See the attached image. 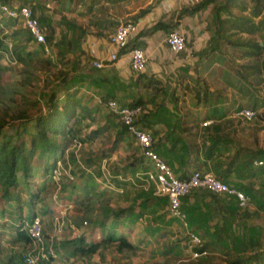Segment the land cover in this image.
<instances>
[{
	"label": "crops",
	"instance_id": "obj_1",
	"mask_svg": "<svg viewBox=\"0 0 264 264\" xmlns=\"http://www.w3.org/2000/svg\"><path fill=\"white\" fill-rule=\"evenodd\" d=\"M9 1L32 5L37 16L47 19L56 45L65 44L61 49L65 50L72 71L80 64L81 52L94 60L107 55L110 36L118 21L133 19L139 23L140 31L131 43L141 46L149 55L146 70L135 73L126 58L107 65L97 74L76 68L79 73L89 74L85 85L98 90L101 97H114L123 105H142L144 112L137 125L152 134L155 149L177 175L186 177L197 169L212 172L249 194L252 205L253 200L258 204L256 214L264 213V166L254 164L256 160H264V118L260 124L257 117L244 120L235 114L243 108L264 112L262 59L258 60V66L250 58L248 68L242 67L246 68L241 71L246 76L242 78L238 65L220 64L222 53L204 54L211 45L210 30L214 29L213 3L193 10L203 0H64L60 5L56 0ZM173 29L186 33L185 52L175 54L166 44L165 39ZM200 54L205 55L202 63L194 65L195 59L190 63L188 58V64L180 63L186 55L193 59ZM209 57H214L212 62ZM200 75L211 77V81L198 80ZM258 126V132H251ZM143 160L134 168L139 169ZM183 201L189 223L201 236L206 234L202 238L208 246L212 245L207 236L213 215L225 217L230 224L228 219L235 215L232 209L248 211L239 208L235 197L204 189L194 191ZM217 224L223 226L224 222ZM229 228L225 234L215 231L220 241L227 239Z\"/></svg>",
	"mask_w": 264,
	"mask_h": 264
},
{
	"label": "rangeland",
	"instance_id": "obj_2",
	"mask_svg": "<svg viewBox=\"0 0 264 264\" xmlns=\"http://www.w3.org/2000/svg\"><path fill=\"white\" fill-rule=\"evenodd\" d=\"M50 1L54 2V0ZM56 1H58L57 5L64 2V0ZM0 2L3 3V0ZM13 2L8 0L7 3L22 4ZM39 19L47 37H51L48 39V44L52 47L51 53L44 52L42 46H38L32 39L29 40V33L22 21L8 18L2 15L0 10V39L4 41V47L0 48L5 49L12 45V51L17 60L15 63L10 62L6 55L0 53V98L14 105L29 103L30 109L34 111L45 108L50 93L59 88L56 77L65 69L64 66L62 67V62L66 59H61L62 51L66 55L65 50L61 49V47L65 48V44L57 43L56 45L48 26L49 22L47 19L40 17ZM125 20L133 19L122 21ZM119 24L118 21L115 29ZM16 31L20 32V35L14 37L13 33ZM31 51H38L42 59L52 63L37 65L34 55L28 58V63L22 61L21 56H26ZM80 54L78 55L80 64H76L75 70L68 72L79 73L80 71L76 68H82L89 73L97 74L105 68L100 70L94 68V59L84 52ZM204 56L200 54L192 59L191 56L186 55L180 63L188 64L187 58L191 59L190 63L195 59L194 65L198 62L202 63L201 59ZM83 61L84 64L81 66ZM252 61L260 65L258 59L252 58ZM249 63V59L237 61L238 67H241L238 74L243 75L241 71L248 68ZM65 66L69 69L70 62H67ZM243 66L246 68L243 69ZM25 69H28L27 73L24 72ZM27 75L29 80L26 78ZM245 77V75L242 76V78ZM210 78L200 75L198 80L211 81ZM96 91L98 90H92L88 85L81 90L85 108L79 109V121L76 123L75 131L69 138L67 136L60 138L65 146V155L59 164L62 167L59 170L62 177L60 185L55 183L51 171L48 176L37 175L29 182V185L24 182L20 191L23 197L27 189L34 191L39 186L45 189L38 205L31 211L28 200L23 201L20 209L18 201L12 200L7 204L0 195L1 202H5L4 210L2 212L0 210V263L8 261L13 256L18 264H23L22 256L30 246L24 241L16 240L15 228L20 222L21 213L24 215L28 213L32 217L37 213L42 218L41 247L47 252V256L41 258L38 264H187L196 259L223 263L236 256L245 257L259 253L260 250L264 253V213L256 214L258 210L254 209H257L255 206L257 202L253 200L251 208H247L248 211L235 212V215L228 219L230 224H227L225 217L213 215L207 236L211 238L207 242L212 241V245L209 244L204 253L195 256L194 251L199 246H204L206 240L202 245L193 247L186 229L181 222L171 216L168 207L157 208L154 205L153 196L156 194H153V184L148 186L144 175L142 173L137 175V172H140L139 169L137 168L136 171L135 165H130L134 160L138 161L136 159L142 157L141 148L135 144V139L129 132L121 134L123 130L121 122L116 115L109 112L107 100L104 101V97ZM30 114L32 116L35 113L30 112ZM260 119L257 116V122L261 124ZM32 125L33 122L31 127ZM258 128L259 126L251 129V132L255 130L258 132ZM76 141L81 144L70 148ZM118 175H121L122 179L118 178ZM141 184L146 185L148 189ZM87 194L93 196L95 202L93 210L89 213L90 216L83 211L86 205L84 198ZM150 197L152 200L148 202ZM121 208H134L135 212L116 219L112 215V209ZM139 213L144 215L138 217ZM31 220H28L29 226ZM217 221H223V226L218 225ZM228 226L230 228L227 239L220 241L215 233L225 234ZM112 232L117 235L124 234L131 241L133 248L121 250L117 243H111L90 256L74 254L71 241L75 238L91 242ZM202 236L205 239L206 234ZM251 240L259 242L260 246H252ZM52 252L53 255H50Z\"/></svg>",
	"mask_w": 264,
	"mask_h": 264
},
{
	"label": "trees",
	"instance_id": "obj_3",
	"mask_svg": "<svg viewBox=\"0 0 264 264\" xmlns=\"http://www.w3.org/2000/svg\"><path fill=\"white\" fill-rule=\"evenodd\" d=\"M7 2L8 0H3V3ZM212 3L214 4L213 10L215 14L214 29L211 28L210 30L213 31V33L211 32V45L206 50L207 53H204L208 54V52L212 51L222 53L224 58L220 64H224L226 61L227 64L233 67L237 66V61L239 60L250 58L262 59L263 65L261 67L264 69V0H203L201 3H198L193 10H199ZM26 4L27 3H23V5ZM175 25H177V23H175L174 26ZM13 34L14 37H17L20 35V32L16 31ZM29 37V40L32 39L30 33ZM50 38L51 37L48 36L47 41ZM38 46L44 48L45 45L41 44ZM0 47H4V41L2 39H0ZM5 49H7V47H5ZM63 52L64 51H62L61 59L66 56ZM32 55H34L37 65L52 63L51 61L42 59L38 51L28 52L26 56H21V60L28 63V58H31ZM209 58H211V62L214 59V57ZM67 62H70L69 59L62 62V67L64 66L65 69L63 68L64 70L60 71L59 75L56 77L59 82V88L50 93L48 104L45 108L34 111L30 109L29 103L27 105H14L0 98V195L1 199L6 200L7 204L12 200L18 201L20 209L23 206V201L26 202V200L29 202L30 211L31 209H35L38 205L45 192L44 187L39 186L34 191H32V189H27L23 197V194L20 193L21 186L24 182H27V185H29V182L32 181L33 178H36L37 175L45 174L48 176V173L50 174V171L52 172L58 166V161L63 160L65 146L60 138L66 136L69 138L74 133L76 123L79 121V109L85 108V106H83L82 94L80 93L87 82V76H89V74H72L68 72L71 70L70 68L66 69L67 66L65 65ZM27 71L28 69L24 70L25 73H27ZM26 78L29 80V75H27ZM108 99V97H104V101H108ZM30 112L35 114L31 116ZM258 117L263 119L264 112H259ZM32 122L33 125L31 127ZM121 125L123 127L121 134L128 132L127 127L122 122ZM95 133H97V131H95ZM142 159L143 155L140 159H136L138 161L134 160L130 165L136 166ZM52 173L51 175L53 176ZM224 181L227 182L225 179ZM153 194L155 195L154 192ZM232 197L234 198V196ZM153 198L155 199L153 200L155 203L154 205L157 206V208H165L168 205V198L166 197L156 195L153 196ZM1 199L0 210L2 212L5 208V202H1ZM151 200L152 197L148 199V202ZM84 201L86 205L83 211L86 212L85 214L87 216H90L89 213L94 208V197L87 194ZM235 210L236 208L232 209L234 213ZM134 212V208L112 209V215L116 219L122 218V216L127 214L132 215ZM143 215V213H139L138 217H142ZM36 216L39 215L36 213L33 216L34 219ZM31 217L32 216H29L28 213L25 215L21 213L20 222L16 224L15 228L16 240L24 241L29 245H31L33 241L30 234V226L34 219ZM28 220H31L30 226ZM191 228L194 229L193 225H191ZM194 230L196 231V229ZM71 242L73 244L74 254L83 257L96 254L102 247L111 243H117L118 248L121 250L133 248L131 241L124 236V234L117 235L114 232L91 242L82 238H75ZM252 246H260V243L252 241ZM207 247L208 245L199 246L196 251L202 254L207 250ZM263 256L264 253L262 251L245 257L236 256L223 263L196 259L187 264H262ZM0 264L18 263L12 256L8 261L1 262Z\"/></svg>",
	"mask_w": 264,
	"mask_h": 264
},
{
	"label": "built area",
	"instance_id": "obj_4",
	"mask_svg": "<svg viewBox=\"0 0 264 264\" xmlns=\"http://www.w3.org/2000/svg\"><path fill=\"white\" fill-rule=\"evenodd\" d=\"M182 1V0H180ZM2 15L15 20H20L24 28L32 35V41L38 45L44 44V52L51 53L52 47L48 44L47 34L39 17L35 14L30 5L9 4L0 2ZM140 31L139 23L134 20L120 21L119 26L114 30L109 40V52L105 57H97L93 66L102 69L109 64H114L122 59H129L131 68L135 73L140 74L146 70L149 62V55L138 45L131 43L135 34ZM170 50L179 54L187 50V36L182 29H174L169 32L165 39ZM0 53L6 55L10 62L15 63L16 57L12 51V45L7 49L0 48ZM109 112L115 114L119 121L128 129V132L135 139V143L140 146L143 155V164L137 172L142 173L148 186L153 184L154 192L157 196L168 198L169 212L171 216L178 219L187 231V236L191 239V245L197 247L203 244L202 236L191 228L188 213L183 208V200L188 195L198 189L207 190L216 195L228 194L234 196L242 210L252 205V198L245 191L237 188L212 172H203L199 169L192 171L187 177L182 178L177 175L173 168L161 157L154 147V138L150 132L141 129L137 125L138 118L143 114L144 107L140 104L123 105L118 99L111 97L106 102ZM236 116L244 120H252L258 116V111L253 108H243L238 110ZM206 122L205 125L209 124ZM81 143L76 141V145ZM62 161H58V166L52 171L55 183L60 185L62 177L59 170L62 169ZM254 164L264 166V160H256ZM72 178V175H70ZM143 179L142 177H140ZM40 216H36L30 226L32 244L23 254V264H38L41 258L47 256V252L41 247L43 243V232H41ZM201 253L194 251L195 256ZM53 255V252L50 253ZM55 256V255H54Z\"/></svg>",
	"mask_w": 264,
	"mask_h": 264
}]
</instances>
